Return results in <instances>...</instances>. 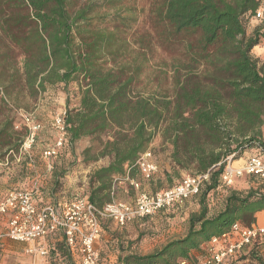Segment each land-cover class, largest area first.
I'll use <instances>...</instances> for the list:
<instances>
[{"label": "trees", "instance_id": "1", "mask_svg": "<svg viewBox=\"0 0 264 264\" xmlns=\"http://www.w3.org/2000/svg\"><path fill=\"white\" fill-rule=\"evenodd\" d=\"M124 1L0 0V35L21 53L24 87L31 96L57 85L66 92L69 84L80 82L79 106L69 109L67 97L63 147L73 154L81 139L100 141L95 155L90 148L83 152L85 163L110 160L88 178L86 196L98 209L113 201L114 179L125 175L160 130L171 147L176 176L181 171L209 174L199 211L189 216L182 238L146 255L118 258L119 264L193 262L192 251L223 236L235 223L253 226L255 215L264 211V187L244 193L228 190L214 216H208L205 201L207 193L222 188L228 157L236 161L247 150L264 149V65L251 56L264 39V16L250 37L245 22L264 7V0H153L152 20L169 46L182 49L184 64V74L175 68L172 95L165 97L145 96L137 89L143 63L128 58L122 29L135 19L122 15L127 12ZM105 8L114 13L100 14ZM200 66L205 71L195 72ZM12 70L10 79L18 74ZM25 135L26 128L23 135L11 120L0 121V157L18 152ZM135 172L131 168V178ZM259 245L255 242L232 264H264ZM51 253L71 259L63 240Z\"/></svg>", "mask_w": 264, "mask_h": 264}, {"label": "rangeland", "instance_id": "2", "mask_svg": "<svg viewBox=\"0 0 264 264\" xmlns=\"http://www.w3.org/2000/svg\"><path fill=\"white\" fill-rule=\"evenodd\" d=\"M152 4L153 0L124 1L122 6L127 12H123L122 15L135 19V22H132L127 29H122V32L128 43V58L143 63L138 91L145 96L154 94L158 97L171 96L175 68L179 67L180 75L184 74L182 49L176 46L171 47L164 41L163 29L154 24L150 14ZM259 10L262 18L245 17L248 37L252 36L256 28L262 24L264 7ZM99 13L111 15L114 10L105 8ZM109 27L112 25L109 24ZM251 56L258 61L259 65H264V39L253 48ZM22 60L23 57L18 49L11 48L7 40L0 35V90L4 97V99L0 97V121L11 120L14 130L23 135L25 127L22 117L31 116L41 126L29 155L21 156L19 161L15 158L17 152H12L10 155L8 152L0 157V199L12 189L35 192L39 201L51 204L67 201L75 196H84L88 192V178L91 173L99 167L106 166L110 161L109 158H100L95 163L83 161V152L86 149L90 148L91 155H95L101 149L99 140L84 138L74 145L73 154L68 146H64L56 158L47 160L42 158V152L52 147L58 137L53 121L57 115L65 116L67 97L69 109L79 106L80 82L74 81L69 84L66 92L63 85H57L49 87L44 93L31 96L24 87L21 74ZM12 69L18 71L14 79H10ZM203 71L205 68L200 66L195 72L203 73ZM261 131L264 139V125ZM104 139L101 140L104 141ZM149 150L158 166V171L148 181L144 180L138 171L135 172L132 178L139 184L140 191L154 194L173 187L187 176H192L184 171H181L179 176L174 174L171 169V147L163 139L161 130L156 133ZM62 171L65 174L62 177H56ZM165 173H168L169 179ZM262 187H264V181L245 177L238 179L229 189L220 188L207 193L205 201L208 216H214L221 210L219 206L228 190L244 193L249 189L256 190ZM204 190L205 185L201 188L199 196L187 200L179 208L162 211L123 228L116 226L110 220H103L101 235L96 245L99 251L98 264H119L118 258L122 255L127 253L146 255L171 240L182 238L188 229L186 215L199 211V200ZM136 194L137 191L124 182L115 185L113 200L132 203ZM191 211L194 212L191 213ZM262 220L264 221V216ZM259 244L262 247L260 256L264 259V238ZM25 248L24 244L10 241L0 243V264H78L76 258L71 256V259H66L65 255L61 254L55 256L51 253L47 258L31 256L26 253Z\"/></svg>", "mask_w": 264, "mask_h": 264}, {"label": "built area", "instance_id": "3", "mask_svg": "<svg viewBox=\"0 0 264 264\" xmlns=\"http://www.w3.org/2000/svg\"><path fill=\"white\" fill-rule=\"evenodd\" d=\"M254 19L262 18L258 9ZM23 123L26 135L17 152L16 160L29 155L34 146L40 124L31 116H24ZM53 125L58 137L52 147L42 152V158H56L65 143L64 117L57 115ZM242 165L234 166L231 157L225 160V166L220 176L221 187L231 188L241 178L254 177L264 181V149L254 148ZM12 151L9 152V155ZM5 164L7 160L5 159ZM135 167L144 180H151L158 171L151 151H145L126 170L124 176L115 178V185L128 183L137 191L132 203L113 200L98 209L92 205L87 196H75L67 201L42 203L35 192L12 189L0 199V242H10L26 245V253L31 256L47 258L55 244L52 239L63 240L71 256L78 259V264H98L99 251L96 247L101 235L103 220H110L118 227L156 215L162 211L181 207L187 200L201 193L204 183L209 180V174L187 176L171 188L154 194H147L139 189V184L130 177L131 168ZM264 238V227H242L238 223L232 225L229 232L221 237L212 238L206 246V253L200 261L181 262L180 264H232L255 242Z\"/></svg>", "mask_w": 264, "mask_h": 264}, {"label": "crops", "instance_id": "4", "mask_svg": "<svg viewBox=\"0 0 264 264\" xmlns=\"http://www.w3.org/2000/svg\"><path fill=\"white\" fill-rule=\"evenodd\" d=\"M0 97H1L2 99H4L3 95H1ZM253 152H254V150H252V149H251L250 151H248V152H245V153L243 154V156H242L239 160H236V161L233 162V165H234V166H240V165H242L243 162H244V160H245L248 156H250ZM223 201H224V200H223ZM222 207H223V202H222L221 206H219V209H222ZM193 212H194V211H191V213H193ZM196 212H197V211H196ZM189 216H190V214H189ZM189 216L186 215V219H187V221H188ZM263 216H264V211L258 212V213L255 215V223H254L253 226H255V227H264V221L262 220ZM0 218H1V217H0ZM0 222L2 223V218H1V221H0ZM57 239H60V238H56V239L54 238V239H52V240H51V244L54 245V244L58 243L59 240H57ZM4 241H8V240H3V241H1L0 243H4ZM206 246H207V244H206L205 246H202V247H200L199 249H197V250L191 252V258L193 259V261H200V260L204 257V255H205V253H206V251H205ZM25 249H26V248H25ZM248 251H249L248 248L245 249V250H243V251H242V255H246V254L248 253ZM72 257L76 258L75 256H72ZM76 259H77V258H76ZM77 260H78V259H77Z\"/></svg>", "mask_w": 264, "mask_h": 264}]
</instances>
